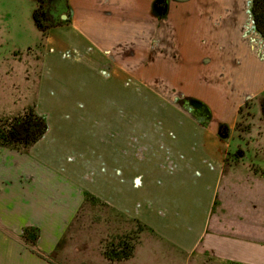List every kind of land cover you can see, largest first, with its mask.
Segmentation results:
<instances>
[{
    "label": "crops",
    "instance_id": "obj_1",
    "mask_svg": "<svg viewBox=\"0 0 264 264\" xmlns=\"http://www.w3.org/2000/svg\"><path fill=\"white\" fill-rule=\"evenodd\" d=\"M154 1L68 0L71 21L47 30L36 108L47 116L49 129L29 153L0 146V264H57L52 258L85 191L114 215L137 219L175 246L170 257L177 264H264V162L229 160L233 142L218 133L222 123L236 124L240 107L260 89L250 88L235 103L236 92L215 87V97L227 110L231 106L229 117L207 96L185 92L181 99L208 106L209 119L167 108L156 114L173 122L155 125L153 108L138 102L152 99L153 88L139 92L132 64L121 57L123 37L129 40L126 52L145 34L150 44L155 31L162 40L179 36V18L192 17L182 14L181 4L198 2L201 37L227 29L213 37L223 35L224 46L256 56L238 61L246 65L236 71V82L256 83L261 75L264 81L257 67L264 59L249 36L252 31L264 42L254 27L253 0H170L172 10L156 20ZM144 14L145 32L138 33ZM144 81L153 86L154 79ZM228 83L234 87L233 80ZM177 117L182 120L174 122ZM26 226L39 229L37 248L47 258L23 241Z\"/></svg>",
    "mask_w": 264,
    "mask_h": 264
},
{
    "label": "rangeland",
    "instance_id": "obj_2",
    "mask_svg": "<svg viewBox=\"0 0 264 264\" xmlns=\"http://www.w3.org/2000/svg\"><path fill=\"white\" fill-rule=\"evenodd\" d=\"M38 3L39 0H0V117L13 116L23 112L29 106H36L42 58L48 34L47 31L44 32L37 27L33 18ZM156 10L157 8L154 11L160 18ZM180 11L184 16L192 14V17L185 21H182L183 16L179 18L180 21L176 27L181 24L179 29L181 34L172 37L170 41L168 37L162 40V36L155 31L153 44L147 42L145 34L137 38V41L134 38L131 49L125 52L124 40L127 38H122L121 57L125 63L132 64L131 71L138 76L139 80L138 91L149 92L151 91L149 87H152L154 91L152 99L144 97L138 100L139 104H144L150 108V111L153 108V124L157 125L161 124L160 122H173L172 116L167 117L164 113L156 114L161 109L164 111L170 108V113L175 114L177 110L184 111L182 113L190 116L191 119L198 116L191 108L193 98H180L184 97L185 92L200 93L207 96L209 100L217 102L221 109L220 113L224 116L227 108L219 98L215 97V87L219 88L221 93L230 89L236 92L232 98L235 103L240 98L251 94L248 91L250 88L260 89L258 91L260 94L244 102L242 110L238 112L236 124L231 128L229 124L222 123L218 133L221 138H227L233 142L228 155L229 160L264 162L263 77L261 75L259 79H256V83L253 82L254 84H247L240 80L236 82L238 79L235 75L236 71L239 72L241 67L246 65L238 61L241 59L251 61L256 56L249 53L251 52L249 49L232 51L234 50L232 47L224 46V43L228 41L226 38L221 39L223 35L218 40L217 36L213 37L215 34L218 36L225 34L227 29L221 32H209L207 36L201 37L204 34L200 28L203 7L198 2L181 4ZM142 17L144 18L140 19L142 20L140 22L143 23V28L139 29L140 26L138 33L145 32L146 14ZM158 17L154 15L155 20ZM182 22L190 25L191 28L187 27L189 30H184L182 27L186 26ZM249 36L254 39L252 42L258 52L256 53L264 59V42L257 41L258 37L252 31H249ZM174 41L179 44L177 43L176 46ZM127 47H129L128 39ZM257 67L263 74L264 61ZM246 69L253 71L251 65L246 66ZM145 78L154 79L153 86L146 85ZM230 80H233L234 87L228 83ZM228 108L227 117L232 113L231 106ZM198 117L205 122L209 119L204 116ZM179 119L181 118L177 117L174 122L180 121ZM30 149L21 153H29ZM81 151H85V148ZM90 166L96 167V164L91 163ZM92 194L97 197L96 194ZM82 205L75 221L63 237L60 248L52 258L57 264L178 263L177 259L172 260L173 257H170V254L176 253L175 246L164 243L152 233L147 232L146 226L137 219L129 218L124 214L114 215L100 198L98 201L88 202L85 196ZM121 245L123 247L128 245L131 255L136 251L134 257L130 260L123 259L127 261L110 258L108 252H112V248L118 249Z\"/></svg>",
    "mask_w": 264,
    "mask_h": 264
},
{
    "label": "trees",
    "instance_id": "obj_3",
    "mask_svg": "<svg viewBox=\"0 0 264 264\" xmlns=\"http://www.w3.org/2000/svg\"><path fill=\"white\" fill-rule=\"evenodd\" d=\"M41 1V0H40ZM44 1V0H42ZM68 6L69 16L58 23L45 24L40 18L42 5H40L33 13V18L37 27L42 31H47L50 27L67 24L71 21V10L68 0H63ZM253 19L256 25V30L264 40V0L252 1ZM264 114V100L262 102ZM242 110V106L239 111ZM49 129L47 116L38 112L36 106L32 105L13 116L0 117V146L26 152L35 143L43 138ZM86 201H98L95 195L90 192L85 193ZM40 236L38 228L33 226L24 227L22 239L25 244L35 253L47 258L43 252L37 248V241ZM121 244V243H117ZM60 247V244H59ZM121 248V249H120ZM120 249V250H118ZM112 248V252H108L110 258H117L120 260L127 259L131 256V249L128 245L119 248Z\"/></svg>",
    "mask_w": 264,
    "mask_h": 264
},
{
    "label": "flooded vegetation",
    "instance_id": "obj_4",
    "mask_svg": "<svg viewBox=\"0 0 264 264\" xmlns=\"http://www.w3.org/2000/svg\"><path fill=\"white\" fill-rule=\"evenodd\" d=\"M40 5H42L40 18H41L42 22L45 24L58 23V22L62 21L63 20V18H62L63 14H66L67 17L69 16L68 6L65 4V2L63 0H44V1L39 0L38 7ZM155 7L157 8L156 11L160 15V17L165 18L169 14L170 0H155L152 8L155 10L156 9ZM63 8H65L64 11L62 10ZM70 10H71V8H70ZM154 10H153V15L158 17L157 13H155ZM251 11H252V9H251ZM57 13H59V15H57ZM71 16H72V11H71ZM192 100L195 101V99H192ZM191 108L193 109L194 113H196V112L200 113V111L198 109H195L192 105H191Z\"/></svg>",
    "mask_w": 264,
    "mask_h": 264
},
{
    "label": "water",
    "instance_id": "obj_5",
    "mask_svg": "<svg viewBox=\"0 0 264 264\" xmlns=\"http://www.w3.org/2000/svg\"><path fill=\"white\" fill-rule=\"evenodd\" d=\"M63 11L65 10V8L62 9ZM60 13V12H59ZM59 13H57V15H59ZM62 18L63 19H66L67 18V15L66 14H63L62 15ZM254 21V19H253ZM254 27L256 29V25H255V22H254ZM192 106L195 108V109H198L200 111V113H198L199 116H206V117H210L211 113H210V109L208 108V106L206 104H204L202 101L200 100H192Z\"/></svg>",
    "mask_w": 264,
    "mask_h": 264
}]
</instances>
